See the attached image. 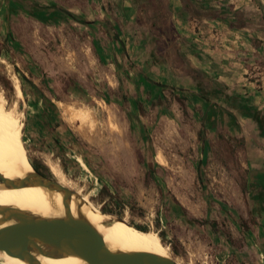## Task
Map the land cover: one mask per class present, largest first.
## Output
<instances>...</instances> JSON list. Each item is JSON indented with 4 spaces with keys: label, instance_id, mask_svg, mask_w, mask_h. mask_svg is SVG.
Wrapping results in <instances>:
<instances>
[{
    "label": "rangeland",
    "instance_id": "1",
    "mask_svg": "<svg viewBox=\"0 0 264 264\" xmlns=\"http://www.w3.org/2000/svg\"><path fill=\"white\" fill-rule=\"evenodd\" d=\"M0 92L30 168L56 163L176 264H264V0H0Z\"/></svg>",
    "mask_w": 264,
    "mask_h": 264
},
{
    "label": "bare ground",
    "instance_id": "2",
    "mask_svg": "<svg viewBox=\"0 0 264 264\" xmlns=\"http://www.w3.org/2000/svg\"><path fill=\"white\" fill-rule=\"evenodd\" d=\"M13 89L16 97L20 98L22 93L17 79H15ZM71 107L74 108V106ZM69 111L68 115H71L69 122L76 121L81 125L90 123L89 112L74 111V109ZM17 112L14 105L12 107L6 105L5 97L0 92V174L15 184L33 174L27 159L25 142L22 139L21 117ZM44 164L53 181L71 193L67 201L69 216L83 220L91 226L102 238L104 246L109 252L117 254L146 253L171 259L168 248L161 243L156 234L132 228L126 220L127 218L117 219L102 215L101 209L97 208L99 206L95 207L88 201L83 195V190L69 181L56 163L47 159ZM62 200L63 192L37 185L9 188L0 182L1 209H11L40 219H65L66 211ZM15 223L16 220L12 219L0 224L6 226ZM43 250L51 252L53 256H43L31 251V256L38 264H85L81 258L76 256L59 255L55 251L54 253L48 251L47 248H43ZM0 256L1 264H28L24 260L5 253L0 252Z\"/></svg>",
    "mask_w": 264,
    "mask_h": 264
},
{
    "label": "water",
    "instance_id": "3",
    "mask_svg": "<svg viewBox=\"0 0 264 264\" xmlns=\"http://www.w3.org/2000/svg\"><path fill=\"white\" fill-rule=\"evenodd\" d=\"M31 85V84H30ZM35 92L37 89L31 85ZM33 174L16 184L0 174V182L9 188H23L30 185L42 186L63 192L65 219H40L11 209L0 208V223L16 220L15 224H0V252L24 260L28 264H38L31 256L35 251L43 256L72 255L81 258L85 264H176L172 259L160 258L146 253L117 254L109 252L99 234L86 222L74 219L68 214L67 201L70 192L48 179L31 167ZM102 214V213H101ZM104 215V214H102ZM118 219V218H117Z\"/></svg>",
    "mask_w": 264,
    "mask_h": 264
},
{
    "label": "crops",
    "instance_id": "4",
    "mask_svg": "<svg viewBox=\"0 0 264 264\" xmlns=\"http://www.w3.org/2000/svg\"><path fill=\"white\" fill-rule=\"evenodd\" d=\"M185 35L189 36V34H185ZM191 53H192V55H189V56H191V59L193 58V56H197V54H195V53H198V56L202 57L201 53L195 51L194 49L191 51ZM204 53H206L207 55L210 54V56L213 59L217 58L218 56L224 57V54L216 53L215 51H212V53H207L206 51H204ZM241 55H244V53H242V51H238L236 49H232L229 54H226V56H241ZM236 64L239 65L238 62L234 63V65H236ZM204 66H205V64L201 65V68H204ZM223 67L224 66H221V68H223ZM228 114L230 116L233 115L231 113H228ZM208 122L214 123L215 120H213V118L210 117ZM202 148H204V146H202ZM248 165H249L251 172L255 175L256 179H258L257 178L258 175H260L261 173H264V144H263L262 148L254 146L250 149V158L248 160ZM255 182H256V180H255Z\"/></svg>",
    "mask_w": 264,
    "mask_h": 264
},
{
    "label": "trees",
    "instance_id": "5",
    "mask_svg": "<svg viewBox=\"0 0 264 264\" xmlns=\"http://www.w3.org/2000/svg\"><path fill=\"white\" fill-rule=\"evenodd\" d=\"M14 4V6L15 7H17L18 9H21V6H20V4H18V3H13ZM57 10V12H60V13H64V14H67L66 12H64L63 10H59V9H56ZM35 11H37V12H41V10L39 9V7H37V8H35ZM25 13H27L28 15H30L31 17H33V18H35L37 21H39V22H41V23H43V24H48V23H52L53 22V20L52 19H54V18H49V17H46V16H43V15H41V14H37V13H31L30 11H25ZM67 15H69V14H67ZM74 20H76V18H74L73 16H71ZM79 21V20H78ZM82 23H84L85 25H90V23L89 22H82ZM23 80H25L24 78H22ZM149 85H151V86H154V87H161L160 85H158V84H155V83H149ZM214 117V116H213ZM212 116H211V118H213ZM137 230H140V228L139 229H137Z\"/></svg>",
    "mask_w": 264,
    "mask_h": 264
}]
</instances>
